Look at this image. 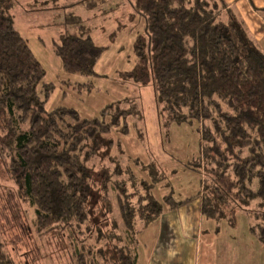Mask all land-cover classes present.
<instances>
[{
	"label": "trees",
	"instance_id": "trees-1",
	"mask_svg": "<svg viewBox=\"0 0 264 264\" xmlns=\"http://www.w3.org/2000/svg\"><path fill=\"white\" fill-rule=\"evenodd\" d=\"M109 1L79 0L98 10ZM133 6L145 27L134 44L137 64L122 76L154 85L165 129L199 124L200 156L192 169L203 173L201 191L158 200L154 188L163 172L149 182L131 174L120 179L123 168H115L111 190L108 179L100 182L110 227L104 231L91 209L98 187L92 166L113 147L104 136L128 133L127 118L138 112L134 101L110 105L95 119L70 108L47 112L53 86L44 83V67L15 27L13 1L0 0V163L16 187L0 186V264H15L5 229L22 223L23 206L33 211L38 234L67 246L72 264H138L148 227L197 200L203 219L218 227L236 228L239 211L253 208L251 233L264 247V51L224 0H134ZM105 48L84 28L53 43L68 74H93Z\"/></svg>",
	"mask_w": 264,
	"mask_h": 264
},
{
	"label": "rangeland",
	"instance_id": "rangeland-1",
	"mask_svg": "<svg viewBox=\"0 0 264 264\" xmlns=\"http://www.w3.org/2000/svg\"><path fill=\"white\" fill-rule=\"evenodd\" d=\"M12 1L15 27L44 67V83L53 86L45 105L47 112L60 107L70 108L84 118L95 119L101 116L104 108L125 100L134 101L138 111L127 118L128 133L113 130L104 136L105 140L113 141V147L103 149L92 166L98 187L93 193L91 209L93 219L98 217L99 226L104 231L110 230L100 182L108 179V189L111 190V183L115 180L113 169L118 167L123 168L120 179L131 174L138 180L143 178L152 182L163 172L166 178L159 179L160 183L154 188L158 200L172 195L178 201L199 194L203 173L192 169V162L200 156L199 124L172 125L165 129L156 104L154 85H137L122 76L137 64L134 44L145 27L144 20L133 6L134 0L109 1L99 10L85 8L79 0ZM81 28L88 30L98 45L106 47L90 75L64 72L53 49L54 42L81 31ZM125 107L133 108L130 103ZM104 171H109V178L104 177ZM6 178L0 163V186L16 190ZM110 194L111 214L117 216L119 211L113 193ZM196 206L193 203L189 211L180 216H161L152 223L144 233L148 248L154 246L158 237L161 238V247L171 241L175 254L181 256L180 261L185 259L184 251L187 250L195 264H264V247L251 233L257 223L253 208L239 211L236 228L222 224L211 230L214 223L202 217L200 231L194 236L186 227L198 225L199 218L193 214ZM22 209L27 210L22 223L17 221V227L5 229L7 249L9 252L14 249L11 252L15 264H72L67 246L64 249V244L60 248L49 235L38 234L33 224V211L25 206ZM173 219L178 220L182 229L181 240L174 229ZM189 239L191 243L187 245Z\"/></svg>",
	"mask_w": 264,
	"mask_h": 264
},
{
	"label": "crops",
	"instance_id": "crops-1",
	"mask_svg": "<svg viewBox=\"0 0 264 264\" xmlns=\"http://www.w3.org/2000/svg\"><path fill=\"white\" fill-rule=\"evenodd\" d=\"M228 8H230L234 14L239 18V20L244 24L246 30L248 31L251 38L256 42V44L264 51V0H224ZM196 204L198 225L193 226L192 228L186 227L194 235L199 233L200 226L202 222L201 214V201L197 200L193 202ZM186 205L178 210H167L162 217L173 218L180 216L182 213L189 211V207L193 204ZM199 203V204H198ZM178 220L173 219L174 229L179 233L178 239L181 240L182 229L177 222ZM217 225L211 224V230ZM147 231V230H146ZM145 233V232H144ZM144 233L140 236V247H139V261L138 264H195L192 256H189L187 250L184 251L185 259L180 261L181 256L175 254L174 245L163 243V247L159 244L161 243V238L157 237V240L154 241V246L149 249L145 240ZM195 236V235H194ZM191 243V239L186 241L188 245ZM150 244V243H148ZM194 255V251H192Z\"/></svg>",
	"mask_w": 264,
	"mask_h": 264
}]
</instances>
